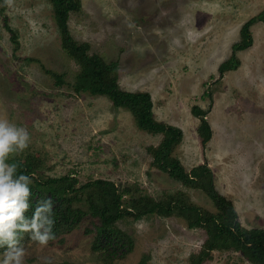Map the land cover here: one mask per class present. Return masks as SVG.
<instances>
[{"label": "rangeland", "instance_id": "obj_1", "mask_svg": "<svg viewBox=\"0 0 264 264\" xmlns=\"http://www.w3.org/2000/svg\"><path fill=\"white\" fill-rule=\"evenodd\" d=\"M77 1L80 9L67 22L72 39L87 44L88 53L105 64H116L120 89L148 92L153 118L182 131L172 156L183 170L208 167L240 226L264 229V23L250 27L253 43L236 53L238 68L218 71L264 0ZM80 68L61 46L49 0H14L3 10L0 1V118L30 134L28 149L9 162L28 156L35 178L69 174L76 187L106 180L155 199L181 197L217 214L204 188L153 165L148 148L156 147L162 134L139 129L132 113L114 108L107 97L74 91ZM194 105L208 111L212 134L204 146ZM77 206L87 208L84 201ZM97 224L85 216L47 247L23 233L25 264H44L45 258L52 264H190L206 238L203 229L188 227L176 213L126 217L117 227L132 240V250L109 260L93 250ZM6 250L0 247V264ZM204 264L251 263L221 247Z\"/></svg>", "mask_w": 264, "mask_h": 264}, {"label": "trees", "instance_id": "obj_2", "mask_svg": "<svg viewBox=\"0 0 264 264\" xmlns=\"http://www.w3.org/2000/svg\"><path fill=\"white\" fill-rule=\"evenodd\" d=\"M2 10L5 7L3 0ZM52 4L55 25L60 37L61 46L80 64V71L74 83L75 92H88L92 96L107 97L114 108L129 110L137 127L152 134H162V139L156 147H149L153 156L152 163L161 171L171 177L183 181L187 185H199L215 200L219 212L217 214L202 211L199 207L191 205L181 197L155 199L149 195L140 194L137 189L129 187L120 188L114 182L96 180L75 186L76 178L65 174L59 177L35 178L33 159L26 156L23 161L17 162L18 174L29 175L32 179L30 185L32 197L31 208L25 214L31 218L39 201L51 198L53 201V219L55 221L53 232L71 230L78 225L85 216L95 219L93 250L103 251L104 257L126 255L131 252L132 240L123 234L117 227V222L126 217L139 219L147 214L170 216L178 214L187 221L190 228H201L206 238L200 250L190 257V264H204L211 257V252L217 248L229 247L242 254L251 264H264V229H245L237 221L236 212L232 203L220 195L212 183V173L209 168L200 164L188 172L183 170L180 162L172 156L173 147L180 141L182 131L180 128L164 124L153 118L152 99L146 91H124L118 86L116 64H105L95 54H89V47L72 39L67 28L70 13L77 12L80 4L77 0H49ZM258 22L264 23V9L261 13L247 21L240 30V39L232 46V53L228 59L218 66V71H233L238 68L239 61L236 53L251 47L253 40L250 27ZM13 42L14 33L5 25ZM57 83L61 77L54 74ZM192 113L199 117L198 134L204 146L211 138L212 130L206 119L207 110L199 106H192ZM86 196L83 198L82 195ZM84 201L86 209L77 206ZM231 245V246H230ZM140 264H145L142 260Z\"/></svg>", "mask_w": 264, "mask_h": 264}, {"label": "clouds", "instance_id": "obj_3", "mask_svg": "<svg viewBox=\"0 0 264 264\" xmlns=\"http://www.w3.org/2000/svg\"><path fill=\"white\" fill-rule=\"evenodd\" d=\"M4 3L12 7L14 0H4ZM29 144L30 134L26 128L0 118V247L7 248L2 264H25V250L20 243L23 233H30V239L41 247H47L56 238L53 201L51 198L39 201L28 218L25 214L31 208L32 179L18 174L19 165L9 162L24 153ZM44 264H52V261L45 258Z\"/></svg>", "mask_w": 264, "mask_h": 264}]
</instances>
